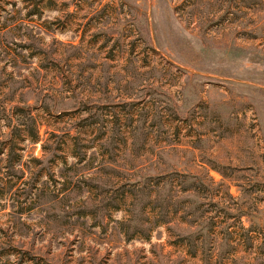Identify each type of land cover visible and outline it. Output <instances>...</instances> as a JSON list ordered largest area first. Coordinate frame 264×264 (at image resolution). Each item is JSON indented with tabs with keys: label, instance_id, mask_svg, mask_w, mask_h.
Segmentation results:
<instances>
[{
	"label": "rangeland",
	"instance_id": "374dc122",
	"mask_svg": "<svg viewBox=\"0 0 264 264\" xmlns=\"http://www.w3.org/2000/svg\"><path fill=\"white\" fill-rule=\"evenodd\" d=\"M0 264H264V0H0Z\"/></svg>",
	"mask_w": 264,
	"mask_h": 264
}]
</instances>
